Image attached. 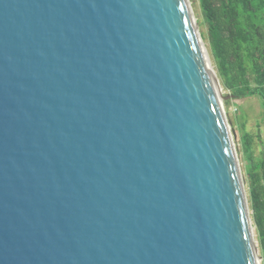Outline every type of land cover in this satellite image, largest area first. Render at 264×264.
<instances>
[{
	"label": "water",
	"instance_id": "95a60500",
	"mask_svg": "<svg viewBox=\"0 0 264 264\" xmlns=\"http://www.w3.org/2000/svg\"><path fill=\"white\" fill-rule=\"evenodd\" d=\"M231 99L190 0H0V264H260Z\"/></svg>",
	"mask_w": 264,
	"mask_h": 264
},
{
	"label": "trees",
	"instance_id": "16d2710c",
	"mask_svg": "<svg viewBox=\"0 0 264 264\" xmlns=\"http://www.w3.org/2000/svg\"><path fill=\"white\" fill-rule=\"evenodd\" d=\"M200 2L210 27L211 47L220 78L235 100L260 98L264 120V0ZM242 126L244 130L245 124ZM243 141L246 148H251L248 133ZM252 171V208L264 264V158Z\"/></svg>",
	"mask_w": 264,
	"mask_h": 264
},
{
	"label": "rangeland",
	"instance_id": "374dc122",
	"mask_svg": "<svg viewBox=\"0 0 264 264\" xmlns=\"http://www.w3.org/2000/svg\"><path fill=\"white\" fill-rule=\"evenodd\" d=\"M190 6L193 11V15L215 80L221 87L222 95L231 99L233 98L232 93L226 89L223 79L220 78L219 65L214 57L211 47L210 27L205 20L201 2L200 0H190ZM224 108L231 132L234 135L235 149L239 160V167L245 189V195L247 197L251 224L253 226V236L258 249V258L260 264H263L259 231L254 219V212L252 208V189L254 181L252 169H254V167L257 165V162L264 158L263 107L260 98L252 97L240 100L233 99L231 103L225 101ZM236 108L238 109L237 113L234 112V109ZM242 124H245L244 130L242 129ZM247 133L252 139V146L249 149L245 147L243 141L244 135Z\"/></svg>",
	"mask_w": 264,
	"mask_h": 264
},
{
	"label": "built area",
	"instance_id": "2783aa9c",
	"mask_svg": "<svg viewBox=\"0 0 264 264\" xmlns=\"http://www.w3.org/2000/svg\"><path fill=\"white\" fill-rule=\"evenodd\" d=\"M231 101H233V100H231ZM234 112H235V113H237V112H238V109H237V108H236V109H234Z\"/></svg>",
	"mask_w": 264,
	"mask_h": 264
},
{
	"label": "bare ground",
	"instance_id": "6f19581e",
	"mask_svg": "<svg viewBox=\"0 0 264 264\" xmlns=\"http://www.w3.org/2000/svg\"><path fill=\"white\" fill-rule=\"evenodd\" d=\"M218 85V84H217ZM218 87H219V90H221V87L218 85Z\"/></svg>",
	"mask_w": 264,
	"mask_h": 264
}]
</instances>
